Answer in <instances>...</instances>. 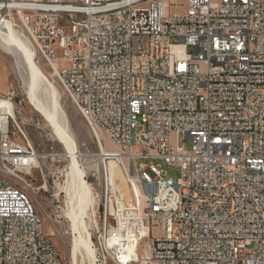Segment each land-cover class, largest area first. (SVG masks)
I'll list each match as a JSON object with an SVG mask.
<instances>
[{
	"label": "built area",
	"instance_id": "2783aa9c",
	"mask_svg": "<svg viewBox=\"0 0 264 264\" xmlns=\"http://www.w3.org/2000/svg\"><path fill=\"white\" fill-rule=\"evenodd\" d=\"M2 18L118 148L90 264H264V0H0ZM15 98L0 90V264H78L30 195L41 156Z\"/></svg>",
	"mask_w": 264,
	"mask_h": 264
},
{
	"label": "rangeland",
	"instance_id": "374dc122",
	"mask_svg": "<svg viewBox=\"0 0 264 264\" xmlns=\"http://www.w3.org/2000/svg\"><path fill=\"white\" fill-rule=\"evenodd\" d=\"M184 2L185 0H180ZM171 10L183 11V7L172 8ZM177 42L176 38L172 39ZM32 45V44H31ZM14 59L0 49V90L4 93L14 90L16 101L19 105L17 121L27 139L34 145L35 149L41 156L40 167L33 170V188L30 189V195L36 206V209L42 217L45 229L49 233L57 246L61 255L71 262L73 260V246L75 240V231L73 221L68 215L70 210V201L66 189L68 159L61 156L64 153L63 145L56 139L52 127L46 122L43 116L36 111L28 102L25 89V79L27 74L20 72L15 65ZM37 63L46 72L50 80L55 84L63 108L65 109L69 121L70 129L76 139L78 146L79 163L86 170V180L92 188L93 196L96 199L95 207L97 208V221L99 220L97 196L98 176L102 172V149L117 150V146L105 132L95 134L89 127L87 121L76 108L72 100L66 97L57 79L51 75V69L42 61L36 58ZM27 76V77H26ZM5 88L4 90H2ZM18 133V132H17ZM20 137H23L22 134ZM136 144V140L134 141ZM181 144L189 147L188 142L180 140ZM155 164H160L162 172L177 180L181 176V169L176 165H167L162 160H153ZM108 162V161H107ZM148 162L150 160L139 159L138 163ZM97 166V167H96ZM117 170L119 176L116 178V186L127 197H130L131 188L122 175L120 168ZM64 187V188H63ZM98 202V203H97ZM93 210L88 209L84 217V223L87 224L91 233V228L95 227L96 222ZM77 263L90 264L88 257L77 254Z\"/></svg>",
	"mask_w": 264,
	"mask_h": 264
},
{
	"label": "bare ground",
	"instance_id": "6f19581e",
	"mask_svg": "<svg viewBox=\"0 0 264 264\" xmlns=\"http://www.w3.org/2000/svg\"><path fill=\"white\" fill-rule=\"evenodd\" d=\"M0 49L14 59L20 72H26L28 77L26 76L25 79V89L28 102L52 127L56 139L64 147L65 152L60 155L68 159V169L65 181L67 185L65 184L66 187L63 188L69 196L68 215L73 221L72 225L76 234L72 249L73 258L74 261L77 260L76 256L79 254L90 259L93 255V246L91 233L87 224L84 223V217L88 209L92 208L97 221L96 199L86 180V170L79 163L77 142L70 129L67 113L62 106L60 92L58 93L55 84L37 63L36 52L30 41L7 18H2L0 22ZM117 166V161L110 159L109 170L114 184L119 176ZM0 176H6V168H0ZM134 187L138 192V186L135 184Z\"/></svg>",
	"mask_w": 264,
	"mask_h": 264
},
{
	"label": "crops",
	"instance_id": "0c3cea01",
	"mask_svg": "<svg viewBox=\"0 0 264 264\" xmlns=\"http://www.w3.org/2000/svg\"><path fill=\"white\" fill-rule=\"evenodd\" d=\"M2 89V88H1ZM5 88H3L2 90H4Z\"/></svg>",
	"mask_w": 264,
	"mask_h": 264
}]
</instances>
